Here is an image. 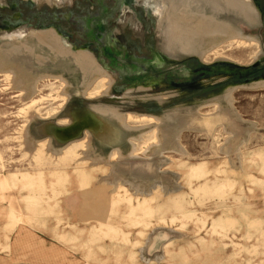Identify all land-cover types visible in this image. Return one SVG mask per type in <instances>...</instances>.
Listing matches in <instances>:
<instances>
[{
    "label": "rangeland",
    "instance_id": "obj_1",
    "mask_svg": "<svg viewBox=\"0 0 264 264\" xmlns=\"http://www.w3.org/2000/svg\"><path fill=\"white\" fill-rule=\"evenodd\" d=\"M98 1L0 0V264H264V0L254 26L218 14L252 41L191 42L203 56L167 46L162 19L180 21L181 0L122 7L109 25L117 54H160L165 82L111 74L110 93L29 35L54 28L77 52L73 17ZM189 6L211 16L205 0ZM86 115L102 132L58 136Z\"/></svg>",
    "mask_w": 264,
    "mask_h": 264
},
{
    "label": "bare ground",
    "instance_id": "obj_2",
    "mask_svg": "<svg viewBox=\"0 0 264 264\" xmlns=\"http://www.w3.org/2000/svg\"><path fill=\"white\" fill-rule=\"evenodd\" d=\"M47 1H50V0H47ZM221 1H223L224 4H222ZM205 2H206V5L209 6V9L207 8L206 9L210 10L211 16H207L203 12L200 13L199 16L194 15V14H193L194 16H191L193 11L190 9L189 0H181L180 5H182L181 7H183V11H182L183 14L181 15L182 19H180V21L179 20L176 21L175 18L170 17L171 15L170 13L166 15L167 18L164 17L162 19V21L165 24V26L163 27V30L165 31L164 35L168 43L167 46L170 50V53L173 56L177 57L174 51V48H175L174 46H177L176 44H179V45L181 44L183 53H186V54L194 53V54H197L198 56H203V54L201 53L202 51L200 52L198 50V51L192 52L190 49L188 50L187 47L190 44H192L191 42H197L196 40H200V42L201 41L203 42L204 39L208 37H212L214 39L215 37L220 36L223 39H232L233 41L237 40L240 42H248L249 40L252 41L254 39V38L252 39V37L251 39L249 37L242 38L240 37L242 35H239L241 31L239 32L238 30V33H239L238 34L237 31L233 30L234 28L232 29V27L230 28L229 26H226L225 23L224 25L218 21L219 12L227 10V11L235 12L236 14L242 16L243 19L246 22H248L250 25L252 24H253L252 26L256 25L257 24L256 22H260L259 20L260 14L251 4L250 0H205ZM197 3H195V5H197ZM189 9L191 10V14L187 12V10L190 12ZM195 13H197V10L195 11ZM30 38H34L35 40H37L38 42L37 46L38 45L48 46L53 52L54 57L59 60H65L66 57L67 58L73 57L75 61L81 65L80 67H82V71L84 75L87 74V72L90 73L91 71L102 74V76H104L103 82L106 84V89L110 90L113 81L110 78V76L105 71H103L102 68L99 67L98 63H96L95 59L93 58L94 56H92V54L85 52V51L73 52L70 48L65 46V42L63 41V38L61 36L59 37V35L55 31H53V29L48 30V31L30 33ZM14 46L15 45H13V48ZM28 50L27 51L30 53L34 52V50L32 51V49L30 48H28ZM172 55L168 57L171 59H175V57H173ZM37 61L41 62L42 60L38 58ZM62 82H63V85L66 84L63 79H62ZM161 95H158V94L157 95H145V96H141L140 99H157L158 100L160 99V97H162ZM97 110L101 111L102 109L99 108ZM103 111L104 110H102L101 112ZM126 119H132L131 115H128ZM124 124L125 123H122V125ZM102 128L103 127H102L101 121L94 119L92 115H86V116H81L80 120H78L77 124L74 125L73 127L58 131V136L66 137V138L74 137V136H77L80 133V131L88 130V129L89 130L92 129L95 131L100 130L102 132Z\"/></svg>",
    "mask_w": 264,
    "mask_h": 264
},
{
    "label": "flooded vegetation",
    "instance_id": "obj_3",
    "mask_svg": "<svg viewBox=\"0 0 264 264\" xmlns=\"http://www.w3.org/2000/svg\"><path fill=\"white\" fill-rule=\"evenodd\" d=\"M110 2L111 7H109ZM250 2L254 8L258 10L254 1L250 0ZM135 3L136 0H99L98 2L89 5L88 14L86 15L77 14L76 17H73L71 13H68L67 15L61 14V17L63 16V19L67 22H69L72 17L74 18V27L77 28L80 39L86 43L80 47L79 51L77 52L85 51L92 54L96 63H98L97 60H99L101 64L103 63L105 65L106 70L103 69L98 63L99 67L102 68L103 71H105L110 76H112L111 74L117 75L121 81H127L131 78V76L143 74L144 76L141 77L139 81H149L148 88L143 87L144 90H147L152 89V86L154 85L164 84L166 73H161L159 70H163V68H165L164 65L167 64V61H165L158 53H156L155 56L151 58L141 56H136L135 58H122V54H120V52L117 54L118 51L115 49V41L113 40L112 33L109 32V25L113 20L114 14L124 6H128L129 9L132 8ZM63 19H59L57 15L55 17L56 22ZM16 21L20 22L21 18H16ZM46 22V20L40 21L42 27L45 26ZM52 29L55 31L54 28H48L44 31ZM31 33H35V31ZM91 45H95L96 47V57L92 51L87 49L90 48ZM69 48L73 51L71 47ZM110 48H113L115 52H117L114 53L110 51ZM106 61L108 64H106ZM131 65L135 68L134 71L129 69ZM114 83L115 79L108 93L111 92Z\"/></svg>",
    "mask_w": 264,
    "mask_h": 264
},
{
    "label": "water",
    "instance_id": "obj_4",
    "mask_svg": "<svg viewBox=\"0 0 264 264\" xmlns=\"http://www.w3.org/2000/svg\"><path fill=\"white\" fill-rule=\"evenodd\" d=\"M16 18H20V15H16ZM200 70H206V71H210V72H226L229 74H240L243 76L245 74L246 70L248 71L249 68L241 69V68H235L232 66L221 67V68H218V67L212 68V67L205 66V67H202Z\"/></svg>",
    "mask_w": 264,
    "mask_h": 264
}]
</instances>
